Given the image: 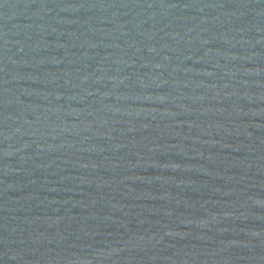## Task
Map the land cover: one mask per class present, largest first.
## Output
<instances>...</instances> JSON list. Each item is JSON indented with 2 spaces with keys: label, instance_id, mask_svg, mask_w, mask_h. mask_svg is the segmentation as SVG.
<instances>
[{
  "label": "water",
  "instance_id": "obj_1",
  "mask_svg": "<svg viewBox=\"0 0 264 264\" xmlns=\"http://www.w3.org/2000/svg\"><path fill=\"white\" fill-rule=\"evenodd\" d=\"M0 264H264V0H0Z\"/></svg>",
  "mask_w": 264,
  "mask_h": 264
}]
</instances>
